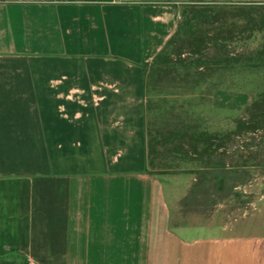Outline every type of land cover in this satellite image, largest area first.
<instances>
[{"label": "crops", "instance_id": "obj_1", "mask_svg": "<svg viewBox=\"0 0 264 264\" xmlns=\"http://www.w3.org/2000/svg\"><path fill=\"white\" fill-rule=\"evenodd\" d=\"M180 3L0 0V257L264 264V176L256 192L238 188L256 202L227 200L250 204L241 216L215 209L182 224L184 194L170 207L162 180L176 175L146 171L141 64L175 33ZM239 100L251 95L212 96L220 109Z\"/></svg>", "mask_w": 264, "mask_h": 264}, {"label": "trees", "instance_id": "obj_2", "mask_svg": "<svg viewBox=\"0 0 264 264\" xmlns=\"http://www.w3.org/2000/svg\"><path fill=\"white\" fill-rule=\"evenodd\" d=\"M228 5H233L237 16L231 22L222 20ZM230 26L237 29L234 37L238 40L251 37H242L246 31L263 30L264 3L187 2L180 12L175 33L151 62L141 64L144 94L157 78L174 77L184 88H197L213 72L220 73L222 77L225 71L235 67L243 70L264 67V48L256 54H228L226 47ZM180 43L187 44L190 57L176 61V66L172 54L178 51ZM209 45L216 47L215 56L205 53ZM208 88L213 92L221 88V84L210 83ZM152 109L153 103H145L146 171L154 174L149 167L155 166V159L159 155L158 147L167 148L170 145V157L176 159L174 165L170 164V172L195 175L194 182L179 202L183 213L209 214L230 198L238 199L241 204L247 202V198L241 199L244 195L238 188L247 185L257 176H264V90L258 92L252 102L244 107L243 115L235 120L233 129L211 131L204 126L203 118H193L186 110V119L173 124L168 133L159 137V129L154 131V124L148 113ZM164 115L165 111L157 116L161 120ZM243 137L250 141L240 142ZM187 164L194 167L184 168ZM0 264L28 262L0 257Z\"/></svg>", "mask_w": 264, "mask_h": 264}, {"label": "rangeland", "instance_id": "obj_3", "mask_svg": "<svg viewBox=\"0 0 264 264\" xmlns=\"http://www.w3.org/2000/svg\"><path fill=\"white\" fill-rule=\"evenodd\" d=\"M181 3L180 6V12L182 11L183 7L185 6V2H189V0H178ZM203 3H223V1H228V3H236V2H257V3H264V0H200ZM227 13L222 16V20L231 22L233 19H236L234 17H237L235 14V10L233 8V5H228V8L225 10ZM221 20V19H220ZM230 32H229V39L228 44L226 47V50L228 51V54L231 55L235 54H244L246 55L248 52H252L254 54L257 53V51L264 48V29L263 30H254L246 31L242 35V37H248L246 40H238L236 37L237 35V29L235 27L230 26ZM228 31H226L227 33ZM178 51L174 54H172L173 61L176 63V66H178V63L176 61H179L180 59L188 58L190 57V54L188 53L187 44L186 43H180L179 46H177ZM216 47L213 45H209V47L206 49L205 53H208L210 56L216 55ZM180 52V53H179ZM179 53V54H178ZM175 76V74H172ZM218 82L221 84V90H227L228 91H238V92H247L251 95V100L249 103L242 104L239 100L238 102H235V108L234 109H226V105L223 106V108H219L214 106V103H212V96L213 92H210V89L208 88V85L210 83ZM179 83L180 81H177L176 78H163L159 79L157 78L153 85L147 88L146 94H145V103L148 105V103H153L154 109L149 110L148 113L150 115L151 122L153 121L154 124V131H157L158 129V135L159 137L164 136L166 133L170 131V129L179 121L182 119H186V110L192 115V117H201L204 119V126L211 130V131H218V130H227V129H233L235 125V120L239 116L243 115V109L246 105L250 104L252 100L256 97L258 92H261L264 90V67H259L255 69H247L243 70L242 68L235 67L234 69H231L229 71H225L220 76V73L213 72L210 77H208L205 82L202 84V86H199L197 88H184ZM172 94V95H170ZM235 99L230 100L229 105L234 103ZM225 103V102H224ZM228 105V106H229ZM163 106H165V109H163ZM173 108V109H172ZM165 111L164 117L160 120V117L158 116ZM158 115V116H157ZM174 124V125H173ZM153 131V135H155ZM250 141L247 138H241L240 142ZM170 145L167 146V148H164V146H159V155L155 159V166L149 167L151 171H153V175H176V176H168L163 177L162 180L164 182L165 190L168 194V200L170 202V207H173L175 197L186 195L185 190L188 188L189 184V177L192 175L195 180V175L191 173H177V172H170V164H175L176 159L170 157L169 150ZM192 168L194 165H184V168ZM196 167V165H195ZM162 171V172H161ZM258 177V176H257ZM256 177V178H257ZM193 180V182H194ZM262 181V178H258L257 180H253L250 184L254 183V187L250 188L249 186L242 187V189H247V191L253 190L258 191L259 190V184ZM192 182V183H193ZM249 184V183H248ZM192 185V184H191ZM191 187V186H190ZM186 192V193H185ZM259 197V193H246L245 198L242 199H252V203L256 202V200ZM250 202V203H251ZM250 204L240 206L235 199L233 201H224L221 205H219L216 209H221L225 213H229V210H234L235 207L238 210H234L232 215L241 216L242 214V208L244 206H249ZM215 211H213L211 214H213ZM210 214V215H211ZM174 221L176 223H182V224H195L200 221L202 215L200 214H192V213H183L180 206L178 205V210H176V214H174Z\"/></svg>", "mask_w": 264, "mask_h": 264}, {"label": "built area", "instance_id": "obj_4", "mask_svg": "<svg viewBox=\"0 0 264 264\" xmlns=\"http://www.w3.org/2000/svg\"><path fill=\"white\" fill-rule=\"evenodd\" d=\"M28 264H34V263L28 262Z\"/></svg>", "mask_w": 264, "mask_h": 264}]
</instances>
